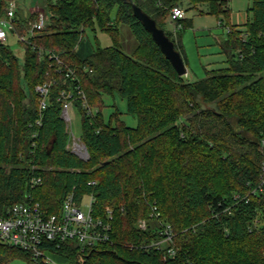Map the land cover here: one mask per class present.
Wrapping results in <instances>:
<instances>
[{
	"label": "trees",
	"instance_id": "16d2710c",
	"mask_svg": "<svg viewBox=\"0 0 264 264\" xmlns=\"http://www.w3.org/2000/svg\"><path fill=\"white\" fill-rule=\"evenodd\" d=\"M134 2L164 28L186 65L182 32L165 28L171 9L187 2L186 11L198 8L221 23L231 12L229 0ZM8 7L2 0L0 18ZM47 9L45 29L33 45L24 43L23 63L0 42V217L27 194L59 212L73 190L77 198L93 194L100 213L114 209V232L111 242L85 252L76 241L47 242L66 264H264V0H252L244 27L230 25L222 43L228 66L192 81L178 74L128 1L48 0ZM180 22L193 26L187 17ZM123 24L137 41L131 53L120 42ZM88 28L110 32L115 43L81 56ZM15 30L27 34V22ZM41 48L54 50L63 64L41 57ZM51 80L43 108L35 87ZM77 84L86 95L73 104L82 114L88 160L67 148L59 99ZM117 93L136 126L119 108L104 115L105 96ZM141 218L148 220L145 230ZM162 223L172 226L173 241L146 247L162 239ZM17 255L33 263L28 251L0 243V264Z\"/></svg>",
	"mask_w": 264,
	"mask_h": 264
},
{
	"label": "built area",
	"instance_id": "2783aa9c",
	"mask_svg": "<svg viewBox=\"0 0 264 264\" xmlns=\"http://www.w3.org/2000/svg\"><path fill=\"white\" fill-rule=\"evenodd\" d=\"M17 7L14 0L9 3L7 15L0 18V42L8 40V30H15V15ZM174 24V32L182 28L181 20L186 18V9L184 6L177 4L170 12L169 16ZM47 13L46 10H39L35 20L28 22L27 34L20 33V42L32 44V38L38 32L46 27ZM230 31V28H228ZM18 31V30H17ZM33 45V44H32ZM41 57L48 55L50 59L57 60L59 64L63 61L54 50L41 48ZM69 74L76 75L73 71ZM67 74V75H69ZM55 80L46 81L37 84L35 90L42 96L41 106L47 105V96L51 92V88ZM86 99V95L81 89V85L77 84L73 89H64L59 97L62 100V117L67 123L70 136L67 148L78 155L80 158L88 160L90 152L87 145L73 131L72 116L70 107L76 100ZM87 105V102L84 103ZM39 122V121H38ZM264 145V139H263ZM42 178H35L32 182L34 185L42 183ZM95 183V182H94ZM263 183H264V165H263ZM238 197V196H237ZM96 197L93 194L79 196L71 190L62 201L61 210L59 212H50L43 208L41 203L37 201L32 194H27L26 199L22 202L15 203L8 210V215L0 217V243L10 246L19 247L28 251L33 260L32 264H39L43 260L46 264L53 261L56 253H53L46 245L47 242H56L58 246L65 241H76L82 246L85 252L88 247L95 246L98 243L111 242L113 240V222L114 209L108 206L103 213L96 209ZM157 207L154 206L152 216L159 217L156 212ZM139 227L143 230L148 228V220L142 218L139 221ZM162 239L146 244V247L162 248L165 243L172 242L175 233L170 224H161ZM174 247L168 248V254L172 257L176 255ZM166 259V256H165Z\"/></svg>",
	"mask_w": 264,
	"mask_h": 264
},
{
	"label": "rangeland",
	"instance_id": "374dc122",
	"mask_svg": "<svg viewBox=\"0 0 264 264\" xmlns=\"http://www.w3.org/2000/svg\"><path fill=\"white\" fill-rule=\"evenodd\" d=\"M15 3H18L19 17L24 18L29 16L27 13L29 7L40 3V6L46 10L47 18L49 19L50 13L47 9V0H15ZM251 5L252 0H231L229 2V6L231 8L230 16L228 19L225 18L222 21V25L219 23V18L215 14H209L207 12L200 13L198 8H190L186 11V17L193 20V26L183 28L182 25V28L177 31L182 32L183 44L188 58V72L185 75L188 79L192 81L205 77L206 69L224 68L228 66V55L223 51L222 43L228 36V28H230V25H239L240 27H244L243 24L248 20V9ZM187 6L188 4L185 2V9ZM207 7V3L199 5V8L203 10H207ZM121 28L120 42L124 47V51L126 53H131L136 48L137 41L127 24H123ZM165 28L167 30L174 31V24L167 21ZM7 30L9 34L6 43L9 45L10 49L18 55L21 63H23L25 47L24 43L20 42V32H13L9 28H7ZM115 41L116 40L112 34L108 31L100 29L93 31L88 28L86 30L85 38L80 44L81 56L85 57L92 52L93 48L97 46H111L115 43ZM105 102L106 106L103 111L107 119L116 108H119L123 112L122 118L128 125H137L136 118L127 113V100L122 98L118 93L115 94V96H105ZM70 114L72 116L73 131L76 136L81 137V111H79V108L76 105L72 104L70 107ZM141 219L138 220V224ZM8 264H32V262L24 258V256L17 255ZM50 264H66V262L59 260L55 254V257Z\"/></svg>",
	"mask_w": 264,
	"mask_h": 264
},
{
	"label": "water",
	"instance_id": "95a60500",
	"mask_svg": "<svg viewBox=\"0 0 264 264\" xmlns=\"http://www.w3.org/2000/svg\"><path fill=\"white\" fill-rule=\"evenodd\" d=\"M132 4L134 14L142 21L147 30L152 33L153 38L160 46L161 50L171 61L179 75H186L188 67L184 62L183 56L179 50L176 49L174 41L167 35L164 28L159 26L157 21L138 6L134 0H125ZM13 31V28H11Z\"/></svg>",
	"mask_w": 264,
	"mask_h": 264
},
{
	"label": "crops",
	"instance_id": "0c3cea01",
	"mask_svg": "<svg viewBox=\"0 0 264 264\" xmlns=\"http://www.w3.org/2000/svg\"><path fill=\"white\" fill-rule=\"evenodd\" d=\"M12 0H5V2L9 5V3L11 2ZM15 1V0H14ZM48 1V0H47ZM231 0H229V2H230ZM2 2V0H0V3ZM17 2V1H16ZM33 4V3H32ZM16 7L18 8V3L16 4ZM39 10H44V8H42L41 6H40V3H37L36 5H31L30 7H29V9L27 10V13L29 14V16H26V17H19L18 16V12H19V8L17 9V11H16V15H15V24L17 25H19L20 23H22V25H25V23L27 22V24H28V22H30V21H32V20H34L32 17L34 16V15H36V14H38V11ZM25 14H26V12H25ZM7 14H3V16L2 17H4V16H6ZM36 17H37V15H36ZM168 21H170V23L171 24H173L172 22H171V20H170V18L168 19ZM218 21H219V23L222 25L223 23H221V20L220 19H218Z\"/></svg>",
	"mask_w": 264,
	"mask_h": 264
}]
</instances>
